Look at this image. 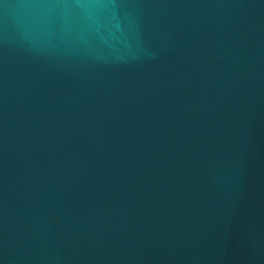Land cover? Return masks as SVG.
Returning a JSON list of instances; mask_svg holds the SVG:
<instances>
[{"label":"water","instance_id":"water-1","mask_svg":"<svg viewBox=\"0 0 264 264\" xmlns=\"http://www.w3.org/2000/svg\"><path fill=\"white\" fill-rule=\"evenodd\" d=\"M0 264H264V0H0Z\"/></svg>","mask_w":264,"mask_h":264}]
</instances>
